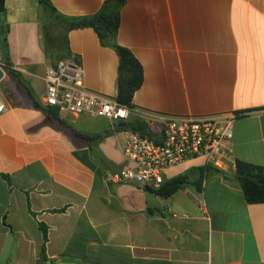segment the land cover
Instances as JSON below:
<instances>
[{"label": "crops", "instance_id": "1", "mask_svg": "<svg viewBox=\"0 0 264 264\" xmlns=\"http://www.w3.org/2000/svg\"><path fill=\"white\" fill-rule=\"evenodd\" d=\"M50 1L70 18L104 3ZM5 6L12 66L0 50V264H264V204H249L231 182L237 161L264 166V0H127L117 41L144 70L128 122L140 118L158 135L167 117L244 114L223 173L203 159L169 168L164 182L189 178L169 198L108 181L132 167L123 155L128 130L55 107L58 119L51 115L47 13L40 0ZM68 41L85 87L116 99L117 51L92 28L70 31Z\"/></svg>", "mask_w": 264, "mask_h": 264}, {"label": "built area", "instance_id": "2", "mask_svg": "<svg viewBox=\"0 0 264 264\" xmlns=\"http://www.w3.org/2000/svg\"><path fill=\"white\" fill-rule=\"evenodd\" d=\"M47 106L62 114H90L113 124L128 122L132 111L116 99L89 91L84 71L75 60L59 61L45 74ZM6 104L0 91V114ZM230 113L210 118H164L161 133L143 137L129 131L123 147L132 165L108 177L109 182L159 187L164 172L188 160L203 159L207 166L225 169L231 162L230 143L235 121L243 116Z\"/></svg>", "mask_w": 264, "mask_h": 264}, {"label": "trees", "instance_id": "3", "mask_svg": "<svg viewBox=\"0 0 264 264\" xmlns=\"http://www.w3.org/2000/svg\"><path fill=\"white\" fill-rule=\"evenodd\" d=\"M5 1L6 0H0V50L3 54L5 66L10 69L12 63L8 45L9 27L3 19L6 12ZM40 3L47 13V18L41 30L43 48L47 56L53 60L52 66H55L59 61L71 59L72 53L68 41V34L70 31L83 28L94 29L102 45L112 47L118 53V93L116 100L133 112V99L135 93L143 85L144 70L142 64L133 52L119 45L117 41L121 27L122 12L127 4V0H104L103 6L99 12L83 18H70L60 14L50 0H40ZM50 21H53V25H51L52 23ZM36 105L40 107L38 102H36ZM51 108L50 106L48 108L51 115L55 119H58L57 113L52 111ZM122 129L139 133L143 137L151 136L149 127L140 118H134L132 121L128 122L126 128H121L120 130ZM206 171L210 172L212 170L207 168ZM216 172L223 173L218 169ZM224 177L227 181H231L225 173ZM231 182L236 183L241 188L249 204H264V166L237 161L234 177ZM187 184H189L188 176H179L168 182H164L159 187L152 185L141 187L162 198H169ZM42 228L46 243L47 231L44 226ZM45 243L40 254L43 260L46 259Z\"/></svg>", "mask_w": 264, "mask_h": 264}, {"label": "water", "instance_id": "4", "mask_svg": "<svg viewBox=\"0 0 264 264\" xmlns=\"http://www.w3.org/2000/svg\"><path fill=\"white\" fill-rule=\"evenodd\" d=\"M127 125H128V124H127L126 122L119 123V127H120V128H126Z\"/></svg>", "mask_w": 264, "mask_h": 264}, {"label": "rangeland", "instance_id": "5", "mask_svg": "<svg viewBox=\"0 0 264 264\" xmlns=\"http://www.w3.org/2000/svg\"><path fill=\"white\" fill-rule=\"evenodd\" d=\"M51 22V21H50ZM52 24L51 25H53V21L51 22Z\"/></svg>", "mask_w": 264, "mask_h": 264}]
</instances>
